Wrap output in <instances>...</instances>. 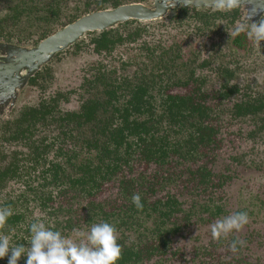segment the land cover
<instances>
[{"label":"rangeland","instance_id":"rangeland-1","mask_svg":"<svg viewBox=\"0 0 264 264\" xmlns=\"http://www.w3.org/2000/svg\"><path fill=\"white\" fill-rule=\"evenodd\" d=\"M79 1V5L71 1H63L62 15L57 22L59 26L69 20L68 17L72 19L80 14L85 5H89V9L95 8L100 0ZM156 2L160 14L162 13V19L172 13L171 11L176 7L185 4L201 7L206 3L215 9L213 0H156L150 4V8H154ZM240 6L242 10L239 12V22H243L245 17L252 21L264 15V0H242ZM81 15H84V12ZM159 21H152L153 25L149 27L151 29L146 41L157 44L166 39L163 38L166 36L164 31L156 26ZM233 27L229 26L231 32L228 31L229 33L222 35V38H220L221 34L214 33L208 34L209 37H201L192 31L193 27H184V39L200 51L197 53L198 61L205 60L203 56L208 53L207 66L198 69L197 74L204 82L203 90L214 95L227 85L239 89L238 94L228 97L221 103L219 108L223 109V114L219 115V112L214 110V114L220 116L218 123L214 124L218 129V133L215 134L216 141L198 147L194 160H181L171 155L165 164L159 166L136 160L138 155L136 152L132 155L128 153L127 163L121 165L118 174L104 182L99 191L90 198H78L79 196L71 191L68 195L62 194L63 189L58 187L40 188L43 181L41 179L43 165L33 167L32 163H27L25 167L28 174H24L21 180L10 181L1 199L10 197L16 200L18 197H23L21 209L26 211L30 221L39 219L43 220L45 225L58 224L57 230L61 235L75 238L72 231L74 228L87 231L90 227L77 217V215L82 217L81 209H85L89 201L102 204L106 210L123 202L122 190L118 185L119 181L124 179L131 183L132 195L139 194L140 197L147 198L151 202L164 199L168 194L178 200L184 213L192 211V217L187 224L180 222L178 218L173 220L177 230L170 237L162 257L158 255L141 264H264V112L253 119L250 117L234 119L230 116L233 104L242 96L257 95L259 98H264V49L261 50L260 46L257 47L246 37H240V42H245L240 46L243 48L233 45ZM84 44L78 52L63 53L59 60L51 62L53 76L45 92L46 95L61 96L60 108L63 113L78 111L86 101V92L81 86L85 77L92 73L103 71L104 74L106 70H111L116 73L117 78H121L133 74L137 68L136 62L128 60L136 55L134 50L122 47L114 49L110 55L96 54L87 41ZM27 48L29 49V46L26 50H13L8 54L11 50L7 51L0 46L1 118L6 117L10 109L16 114L24 105L31 104L38 97L34 89L24 86L25 82L19 79V74L25 73L27 76L33 74L38 68L46 65L48 58H43L35 52L36 50ZM127 61L131 64L124 68L122 64ZM225 70L232 75L230 78L222 73ZM47 129L49 131L44 135L48 136L50 149L43 158L45 161L42 163L45 162V165L51 162L59 164L65 175H72L79 163L94 158L95 153L88 150L87 141H82L76 131L73 132L72 137L68 135L67 138H58L57 125L47 126ZM185 135L186 132L182 131L176 140L183 139ZM174 137L171 135V138ZM13 149L20 155L27 153L26 148L19 144H13ZM59 150L62 151L63 157H57ZM198 166L210 171L213 182L217 185V191L207 190L202 194L188 180L189 175H194ZM28 189L41 190L45 195L49 193L51 201L42 207L40 194L36 197L34 191L30 193ZM70 196L72 199H69ZM56 207H62L57 216L52 215L54 212L51 209ZM205 207L209 209L212 207V210L213 207L220 208V216L211 218ZM235 212H247L248 223L239 232L233 231L219 240H213L209 225ZM66 221L71 222L69 229H63L62 225ZM150 230H153V218L142 214L130 229L125 228L118 232L117 239L122 235L120 239L123 237V240L130 243L137 242L140 237L143 247L145 243L151 241V236L147 237ZM233 240L245 241L243 247L238 246L236 253L229 251V244Z\"/></svg>","mask_w":264,"mask_h":264},{"label":"trees","instance_id":"trees-1","mask_svg":"<svg viewBox=\"0 0 264 264\" xmlns=\"http://www.w3.org/2000/svg\"><path fill=\"white\" fill-rule=\"evenodd\" d=\"M104 1L102 0V2ZM57 2L56 0L43 1V5H46L48 9H46L47 15L42 18L45 24L48 25L45 26V29H49L53 22H58L59 20ZM119 4L120 0L113 1L115 7ZM17 5L10 10L12 13L11 17L25 10L23 9L25 7L23 3ZM87 6L82 12L86 13L88 11ZM102 9L104 7H100L98 10ZM190 12L187 8L179 9L175 15L167 19V24L172 27L182 28L185 23L190 24L185 21L192 22L195 27L191 30L197 33L198 36L208 32L211 34L213 30H216L214 22L209 20L211 17H207V14L197 13L192 10L193 14L191 15ZM139 30H143L145 33L149 31L148 28H139ZM208 34L205 36L208 37ZM92 35L93 33L90 34V36ZM120 38L119 34L114 35V31H104L99 34L97 39L93 38L92 41L96 45V51L110 52L116 44L120 43ZM167 40L158 42L149 51L151 57L149 74L148 76L147 73L143 75V78H141L142 86H139L130 95L126 108L123 107L119 110L118 107H111L110 103H105L106 106H104L97 103L98 101H93L82 113L84 116L83 122L90 127L89 131L92 135L99 136L92 142L94 143L93 148L98 150L99 154L93 159L79 163L72 175H65L60 165H53L45 169L41 172V178L44 183L43 189L48 186L58 187L63 189L62 194L66 193L68 195L71 191L79 196L78 198H90L95 192L99 191L104 182L111 180L118 173L121 165L127 163L126 157L128 153L132 155L136 152L138 154L136 160L145 164L152 163L161 166L171 158V155L181 160H194L198 147L216 141L217 135L215 134L218 133V129L215 128L214 124H217L218 120H220V113L223 114V109L219 108L221 106L219 104L227 100L228 97L238 94L239 89L227 85L222 87L221 91L214 93V95L204 91V82L197 76L196 70L206 67L208 62L206 60L198 61L197 53H199V50L193 48L192 44L189 41L187 42L186 39H184L185 43L182 42L183 44H180L176 37L170 40L167 38ZM169 41L170 44L168 45ZM234 41L236 44L238 43L239 47L240 43L237 38ZM156 52L158 53L157 58H155ZM222 73L228 78L232 76L226 70ZM112 97L114 98V96ZM156 99L161 101L162 109V118L160 117L156 124H151L147 121H130L131 113L129 110L131 112L136 111L139 114H141V109L145 107H151L152 110V102H155ZM99 106L104 108L99 110ZM127 107L130 109H127ZM214 110L218 111L219 115L214 114ZM230 111V116L234 119L247 117L253 119L264 112V98L244 95L235 101ZM48 112L41 107L35 109L33 115L45 122L50 110ZM163 121L168 127L163 135H159V127ZM76 123L77 126L81 125L80 121ZM182 131L186 132V135L183 139L176 140ZM171 135L175 137L171 138ZM20 176V172L16 170L7 172L4 167L0 171V183L9 179L20 178ZM188 180L202 194L207 192V190L217 191V185L214 184L210 171L204 167L198 166L194 175H189ZM130 185L124 179L119 181L118 188H121L122 197L125 201L123 200L118 206L114 205L110 210H106L102 204L89 201L85 209H81L82 217L77 215L85 224L89 225L101 221L112 223L116 226L117 233H120L128 226V221L130 224L135 225L139 220V215L155 216L154 232L152 233L154 242L149 247H140L133 242L128 247H125L123 237L120 240L117 239V243L121 246V258L117 264H139L150 260L155 256L156 252L159 253L165 248L162 235L166 233L170 235L177 230L173 220L178 218L180 222L187 224L192 217V211L184 213L178 200L168 194L164 199L151 202L147 198L141 197L143 207L137 210L131 202L133 187H130ZM33 194L36 197L40 194L39 199L42 207H45L51 201L49 193L45 195L43 191L39 190L34 191ZM69 199H72V196ZM51 206L53 207V205ZM8 207L12 210L13 215L0 228V233L9 235L12 245L22 243L27 246L30 238L27 230L28 225L34 221H30L26 211H23L17 203L10 202ZM205 208L211 218H218L221 214V209L218 207H213V210L212 207L210 209L208 207ZM51 209L54 212L52 215L57 216L58 211H61L62 207ZM68 212H70V209ZM73 214L76 215V212L73 211ZM74 222L77 223V221ZM53 225L48 224L46 227L57 230L58 224L54 223ZM62 226L63 229H69L71 222L66 221ZM172 227L175 229H172ZM140 239L138 237V242ZM166 242L168 241L166 240ZM0 264H7V257L0 260ZM18 264H24L23 257Z\"/></svg>","mask_w":264,"mask_h":264},{"label":"flooded vegetation","instance_id":"flooded-vegetation-1","mask_svg":"<svg viewBox=\"0 0 264 264\" xmlns=\"http://www.w3.org/2000/svg\"><path fill=\"white\" fill-rule=\"evenodd\" d=\"M43 1L44 0H28V1L0 0V46L3 47L5 50L7 49V51L11 50L8 52V54H10V52H12L13 50H26V47L29 46V49L27 48L28 50L34 49L36 50L35 52L38 55L40 54L41 57L48 58L47 62L45 63L46 65L45 66L43 65L42 68H38L33 74L29 76H27L25 73L19 74V79L25 82L24 86L27 87L28 89H34L38 94L36 101L32 102L31 104L24 105L21 109L17 111L16 114L14 111H11L10 109L8 111L9 115L7 114V116L4 118L0 117V171L5 167V170L7 172L16 170L17 172L21 173L20 178H13L7 180L6 182L0 183L1 185L0 207H8V204L12 202V203H17V205L21 208V205L23 204V197L22 198L18 197L19 200L18 199L12 200L10 197L2 200L1 195L6 185L10 181L21 180L23 179L24 174H28L27 168L25 167L27 163H32L33 167H37L38 165L42 164L43 165L42 171L50 168L53 165H59L52 162L48 163V165H45L44 164L45 162L42 163L43 161H45L43 158L46 156L48 149H50V147L48 146V139H47L48 136L44 135L47 134V131H49V129H47V126L57 125V127L59 128L58 136H57L58 138H67L68 135L72 137L73 132L76 131V133H78V135L81 137L82 141H87L86 146L88 147V150L89 151L92 150L95 153L94 157H96L99 154V152L98 150L93 148L94 143L92 142H94L96 140L95 138L99 136H94L89 131L90 127L88 124H85V122H83L84 116L82 113H84V110H86L89 104H91L93 101H98L97 103H100V105H104V106H106L105 103H110L111 107L113 106L118 107L119 110H121L123 107L126 108L127 101L130 98V95L133 94V92H135L139 88V86H142L143 83L141 82V78H143V75H145L146 73L148 76L149 70L151 68V65H149L151 64L150 62L151 57L149 51L153 49L155 43L153 44L149 41H146L145 39L147 38V34L149 31L145 33V31L143 30L140 31L139 28L141 29L148 28V30H150L151 28L149 27L153 25L151 24L152 21L146 22V21H137L132 19L119 21L107 29L98 30L94 32H86L82 37H80L77 40V42L64 47H57L54 50L52 49L49 54L39 53V47L47 39L51 38L52 36L60 32L64 27L75 22L82 16L92 14L95 12L98 13V12L113 11L120 7L129 6V5H141L143 7L149 8L152 11H154L156 7L159 9L158 3L156 2L154 8H150V4L156 0H143V1L120 0V4L117 5L116 7L113 5L114 0H105L104 2L100 0L97 6H95V8L89 9V5H88L87 6L88 11L84 13V15L80 16V14H78L73 18L71 17L72 19L68 17L69 20H67L64 24L60 26L55 21L49 26V29H45V26L48 25L45 24V22L42 20L43 16L47 15L46 12L48 10L46 5H43L44 4ZM56 1H58L57 6H59L57 13L59 18L62 15L61 8L64 5L63 1H71L74 2L75 4L78 5L80 4L79 0H56ZM21 2L24 4L25 7L23 9L25 10L17 13V15H15L14 17H11L12 13L10 12V10L15 6H18L17 4H22ZM241 3L242 0H239V4L235 8H232L231 10H216L210 7L209 5H207L206 3H203L202 4L203 6L201 7H197L193 4L191 5L185 4L173 9V11H171L172 13H170L166 18L162 19L163 16L161 13L160 17L153 21L160 20L156 26L160 27L161 30L164 31V35L166 36H163V38H166L165 40H167V38H169L170 40L171 38L177 35L179 36L176 37V39L178 38L177 41L180 44H183L185 43L184 42L185 37L183 36L184 33L183 27L191 26L194 28L195 27L193 26L194 24L192 22L185 21L190 24L185 23V25L182 28H176L168 25L167 19L175 15L179 9L187 8L191 11L190 12L191 15L193 14L192 10H195L197 13L207 14L206 15L207 17H211L209 18V20L213 21L214 25L216 26V30H213L212 33L217 35L221 34L220 38H222V35L223 36L227 35V32L230 31L229 29L232 26H234L237 22H239L240 19L239 12H241L242 10L240 6ZM100 7H104V9L98 10ZM84 8H86V5L83 7V9ZM261 17H264V15H262ZM259 18L252 19V22L259 20ZM104 31H114V35L119 34V36H121L120 43L116 44L113 47V49L110 50V52L96 51V45L92 41L93 38L97 39L99 37V34L103 33ZM92 33L93 35L90 36V34ZM208 33L201 34V37H206ZM243 35L245 34L241 33L235 36L234 39L232 40V44L238 47V43L236 44V42L234 41L236 38L240 43L239 47L245 44L244 41L240 42L241 38L246 37ZM85 41H87V44L93 47V50L96 54L105 53L107 55H110L114 51V49H118L122 47L129 50H134L136 52V55H134V57L128 60L136 62L137 68L133 72V74L125 75L124 77L121 78H117L116 73L111 70L108 71L106 70L104 74L102 71V72H96L94 74L92 73L88 77H85L83 79L81 86H82V90L86 92V97H85V99L87 98L86 101L80 106L78 111L63 113L60 108V102H61L60 100H62L61 96L57 95L54 97V95L53 96L46 95L47 93L45 92V90H47L48 88L47 85H49L50 83L51 76H53L52 75L53 70L51 64L54 63L55 60L57 59L59 60V57L63 53L70 54V53L78 52L81 49V47L85 45L84 44ZM169 44L170 41L168 42V45ZM259 46L261 50L264 49V41H261ZM157 56L158 53L156 52L155 58H157ZM204 57L206 61L209 60L207 59L208 53H205L203 58ZM205 60L202 59V61ZM0 62H1V55H0ZM129 64H131V62L127 61L123 63L122 66H124L125 68V66ZM196 74H198V69L196 70ZM112 96H114V98ZM147 99L149 100V98ZM157 100L158 99H156L155 102L154 101L152 102V110L151 107L142 108L141 114H139L136 111L131 112V110H129L131 113L130 121L131 120H135L137 122L147 121L148 123L156 124L157 120L160 117L162 118L161 101L159 100V102H157ZM221 103L218 104L221 105ZM41 107L44 108V110L47 113H49L48 110H50V114L46 116L47 118L45 122H42L39 118H36L33 115L34 110ZM102 108L104 107L99 106V110ZM127 109L130 108L127 107ZM99 114H101V112H99ZM114 119H116V117H114ZM79 121L81 125L77 126L76 122ZM82 127L86 129H81ZM167 127H168L167 124L163 121L162 125L159 127L158 134L163 135ZM13 144H19L21 147L26 148L27 153L23 155L18 154L17 151H15L14 149L12 150ZM59 156L63 157L61 150L58 151L57 157ZM43 184L44 183L42 181V185H40L39 187L42 188ZM28 191L30 193L33 192L32 190L29 189ZM152 218H153V230H154L155 216H153ZM132 226L133 224H130V222L128 221V226H126L125 228L130 229V227ZM153 230H150L147 233V237L150 235L151 241L152 240L153 241L152 242L149 241L145 243L143 247H149L154 242L152 236V233L154 232ZM172 235L173 233L170 235H168L167 233L162 235L164 239L165 247L170 241V237ZM120 237L121 236L118 237V240H120ZM166 240L168 242H166ZM123 242L125 247H128L129 244L131 243V242L127 243L125 240H123ZM133 243L142 247L141 239L139 242L137 241ZM164 249L165 248H163L159 253L156 252L155 256L160 255L158 257H162L161 255L164 254ZM141 263L142 262H140L139 264Z\"/></svg>","mask_w":264,"mask_h":264},{"label":"clouds","instance_id":"clouds-1","mask_svg":"<svg viewBox=\"0 0 264 264\" xmlns=\"http://www.w3.org/2000/svg\"><path fill=\"white\" fill-rule=\"evenodd\" d=\"M239 4V0H213L216 10H231ZM244 33L246 38L259 47L264 41V17L252 22L245 17L233 27L232 36ZM133 206L140 210L141 197L133 194ZM13 215L9 207H0V228ZM249 221L247 212H235L217 219L209 225L213 240H219L229 233L239 232ZM30 238L27 246L12 245L9 235L0 233V260L7 257V264H18L23 257L24 264H117L121 258V246L117 243V228L114 224L101 221L90 225L87 231L73 229L75 238L61 235L60 231L46 227L43 220H35L28 225ZM245 241L233 240L229 251L236 253L238 246L243 247Z\"/></svg>","mask_w":264,"mask_h":264},{"label":"water","instance_id":"water-1","mask_svg":"<svg viewBox=\"0 0 264 264\" xmlns=\"http://www.w3.org/2000/svg\"><path fill=\"white\" fill-rule=\"evenodd\" d=\"M160 10L154 11L141 5L123 6L113 11L92 13L82 16L75 22L64 27L60 32L47 39L39 47V53H50L57 47H64L77 40L86 32L107 29L119 21L132 19L137 21H153L160 17Z\"/></svg>","mask_w":264,"mask_h":264}]
</instances>
